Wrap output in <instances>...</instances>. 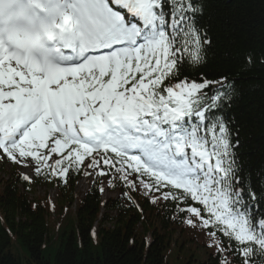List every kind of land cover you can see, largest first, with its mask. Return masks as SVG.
<instances>
[{"label":"snow or ice","instance_id":"6c2138e0","mask_svg":"<svg viewBox=\"0 0 264 264\" xmlns=\"http://www.w3.org/2000/svg\"><path fill=\"white\" fill-rule=\"evenodd\" d=\"M203 11L202 0H0V161L27 184L82 174L101 194L120 187L141 212L138 193L168 202L217 264H264V185L244 174L224 116L234 84L184 74L210 43Z\"/></svg>","mask_w":264,"mask_h":264},{"label":"trees","instance_id":"16d2710c","mask_svg":"<svg viewBox=\"0 0 264 264\" xmlns=\"http://www.w3.org/2000/svg\"><path fill=\"white\" fill-rule=\"evenodd\" d=\"M202 3L199 23L210 43L203 63L184 74L233 82L236 93L224 116L238 133L244 174L264 185V0ZM0 170V264H217L204 232L174 218L168 202L154 205L138 193L141 212L121 195L104 201L94 180L77 199L82 174L66 185L27 184L15 167L0 163ZM40 184L56 187L55 202L35 193ZM14 244L25 255L13 253Z\"/></svg>","mask_w":264,"mask_h":264},{"label":"rangeland","instance_id":"374dc122","mask_svg":"<svg viewBox=\"0 0 264 264\" xmlns=\"http://www.w3.org/2000/svg\"><path fill=\"white\" fill-rule=\"evenodd\" d=\"M4 165H5L6 168L11 167V163H5ZM3 171L4 170H0V173H2ZM23 171H27V172L30 173L29 169H23ZM105 184H106V182H105ZM77 187L78 188H76V190H75V195L79 199L80 197H82L84 195V192L87 190L88 185H86L85 187H79L78 183H77ZM105 187H106V192L103 194V198L105 200L119 197V194H120L119 189L115 188V189H112V190H108L107 189V185H105ZM34 190H35V193L37 195H41V196L47 195L49 198H51L53 200L56 199V190L55 189H48V188L43 187V186H37V187H35ZM125 202L128 203L127 201H125ZM113 213L111 212L110 215H113ZM191 250H192V248H190V252H191ZM12 251L15 254L22 253L23 255H25L24 252L22 251L21 247L18 244L17 245L14 244L12 246Z\"/></svg>","mask_w":264,"mask_h":264},{"label":"bare ground","instance_id":"6f19581e","mask_svg":"<svg viewBox=\"0 0 264 264\" xmlns=\"http://www.w3.org/2000/svg\"><path fill=\"white\" fill-rule=\"evenodd\" d=\"M89 178H90V177H88V176H83V177L81 178V180L79 181L78 186H79V187H85V186L87 185V183L89 182ZM77 188H78V187H77Z\"/></svg>","mask_w":264,"mask_h":264}]
</instances>
